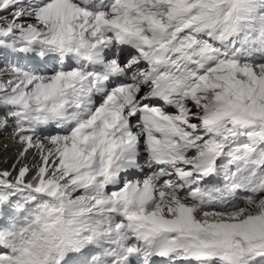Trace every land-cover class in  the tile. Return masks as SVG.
<instances>
[{"label":"snow or ice","instance_id":"snow-or-ice-1","mask_svg":"<svg viewBox=\"0 0 264 264\" xmlns=\"http://www.w3.org/2000/svg\"><path fill=\"white\" fill-rule=\"evenodd\" d=\"M0 264H264V0H0Z\"/></svg>","mask_w":264,"mask_h":264}]
</instances>
